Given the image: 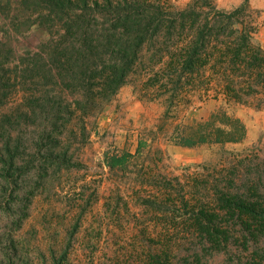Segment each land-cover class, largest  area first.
Listing matches in <instances>:
<instances>
[{
  "label": "rangeland",
  "instance_id": "obj_1",
  "mask_svg": "<svg viewBox=\"0 0 264 264\" xmlns=\"http://www.w3.org/2000/svg\"><path fill=\"white\" fill-rule=\"evenodd\" d=\"M149 1L170 13L190 8L200 13L193 28L187 24L170 43L166 40L165 48L186 42L213 12L243 7L236 26L264 54V0ZM5 28L0 15V37ZM29 32L13 44L17 54L47 39L41 30ZM157 46H147L125 84L100 111L83 113L92 108L87 102L78 105L72 118L54 119L58 124L68 120L62 135L54 131L65 149L58 159L47 156L50 142H41L39 136L52 118L41 107L25 104L27 85L11 80L0 86V264H144L155 248L144 196L169 191V182L190 183L195 172L227 167L232 158H264L260 87H255L257 94H247L248 82L240 78L234 85L242 98L237 102L226 94L219 65L168 71L163 65L170 54L158 60ZM4 76L11 78L14 71L0 70V79ZM42 90L60 93L73 106L80 99L57 85ZM216 112L238 118L245 127L244 139L192 147L176 143L178 135ZM5 142L16 146L13 158L3 153Z\"/></svg>",
  "mask_w": 264,
  "mask_h": 264
},
{
  "label": "trees",
  "instance_id": "obj_2",
  "mask_svg": "<svg viewBox=\"0 0 264 264\" xmlns=\"http://www.w3.org/2000/svg\"><path fill=\"white\" fill-rule=\"evenodd\" d=\"M243 9L213 12L186 42L174 43L173 51L174 45L165 48L166 40L170 43L187 24H195L200 13L192 8L170 13L149 0H0L6 25L0 37V70L14 71L13 77L0 79V86L11 80L27 85L25 104L41 107L52 118L39 136L41 142H50L47 156L56 159L65 155V149L54 131L62 135L68 120L58 124L54 119L72 118L78 105L87 102L93 110L82 109L83 113L100 111L149 45H158V60L170 54L163 65L168 71L219 65L226 94L237 102L242 98L234 85L240 78L248 82L247 94H257L259 86L264 95V54L236 26ZM33 28L44 32L46 41L17 54L13 44L28 38ZM47 84L70 89L80 99L73 106L60 93L42 90ZM245 134L238 118L216 112L175 141L187 147L223 145L238 143ZM15 148L5 142L3 153L11 156ZM210 169L206 174L195 172L190 183L169 182V191L156 190L141 199L151 210L155 244L144 264H264V158H232L227 167ZM245 170L243 179L239 174Z\"/></svg>",
  "mask_w": 264,
  "mask_h": 264
}]
</instances>
